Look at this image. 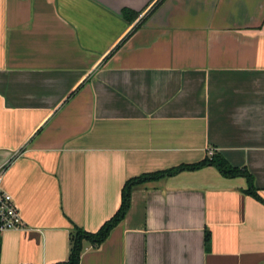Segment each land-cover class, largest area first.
<instances>
[{"label":"crops","instance_id":"0c3cea01","mask_svg":"<svg viewBox=\"0 0 264 264\" xmlns=\"http://www.w3.org/2000/svg\"><path fill=\"white\" fill-rule=\"evenodd\" d=\"M126 13V15L124 14ZM264 264V0H0V264ZM208 237L207 243L205 237Z\"/></svg>","mask_w":264,"mask_h":264},{"label":"trees","instance_id":"16d2710c","mask_svg":"<svg viewBox=\"0 0 264 264\" xmlns=\"http://www.w3.org/2000/svg\"><path fill=\"white\" fill-rule=\"evenodd\" d=\"M126 15V13H124ZM205 167H214L225 178L245 177L249 183L247 193L253 194L251 186V176L244 169L231 166L219 153L206 155L201 161L195 164L179 165L168 170L144 175L141 177L128 179L121 189V203L114 215L104 222L94 233L86 232L76 226L69 235V254L65 262L59 264H79V258L82 252L83 242L86 241L92 247L99 246L107 237L113 227H115L125 216L130 201V194L135 186L145 184L149 180L159 178L160 176H174L182 171H195ZM208 237H205L207 243Z\"/></svg>","mask_w":264,"mask_h":264},{"label":"built area","instance_id":"2783aa9c","mask_svg":"<svg viewBox=\"0 0 264 264\" xmlns=\"http://www.w3.org/2000/svg\"><path fill=\"white\" fill-rule=\"evenodd\" d=\"M212 151L209 155H212ZM3 168H0V234L23 228V220L19 209L9 193L1 187Z\"/></svg>","mask_w":264,"mask_h":264}]
</instances>
